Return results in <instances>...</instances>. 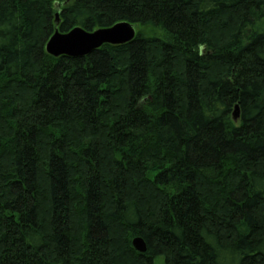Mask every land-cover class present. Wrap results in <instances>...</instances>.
Returning a JSON list of instances; mask_svg holds the SVG:
<instances>
[{
  "label": "trees",
  "instance_id": "obj_1",
  "mask_svg": "<svg viewBox=\"0 0 264 264\" xmlns=\"http://www.w3.org/2000/svg\"><path fill=\"white\" fill-rule=\"evenodd\" d=\"M65 1L0 0V264H264V0Z\"/></svg>",
  "mask_w": 264,
  "mask_h": 264
},
{
  "label": "water",
  "instance_id": "obj_2",
  "mask_svg": "<svg viewBox=\"0 0 264 264\" xmlns=\"http://www.w3.org/2000/svg\"><path fill=\"white\" fill-rule=\"evenodd\" d=\"M71 0H66L69 3ZM58 15H55V24L58 25ZM136 36L134 25L128 22H121L105 29H98L93 32H86L76 27L68 33H60L57 29L48 39L45 45V53L52 58H84L93 51L104 45L121 46L130 43ZM232 121L239 120L238 105L234 106L231 115ZM132 247L140 254L146 252V245L141 238L132 240Z\"/></svg>",
  "mask_w": 264,
  "mask_h": 264
},
{
  "label": "rangeland",
  "instance_id": "obj_3",
  "mask_svg": "<svg viewBox=\"0 0 264 264\" xmlns=\"http://www.w3.org/2000/svg\"><path fill=\"white\" fill-rule=\"evenodd\" d=\"M135 30H136V33L139 32V33L143 34L145 37H148V38H160V39H162L164 37L163 32H161L159 30H156V29L149 28V27L135 26ZM154 264H163L162 258L161 257L160 258H156Z\"/></svg>",
  "mask_w": 264,
  "mask_h": 264
}]
</instances>
